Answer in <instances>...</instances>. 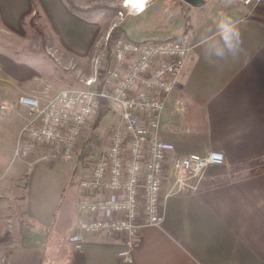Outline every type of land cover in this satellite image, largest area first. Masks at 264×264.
Instances as JSON below:
<instances>
[{
	"label": "crops",
	"instance_id": "0c3cea01",
	"mask_svg": "<svg viewBox=\"0 0 264 264\" xmlns=\"http://www.w3.org/2000/svg\"><path fill=\"white\" fill-rule=\"evenodd\" d=\"M42 1L62 42L85 52L95 39L109 33L111 21L118 18L111 13L122 0H74L84 8L105 7L91 12H71L64 0ZM159 2L149 0L144 11L127 15L120 30L146 41L148 34L132 22ZM165 6L173 23L156 40L191 31L194 53L166 95L155 135L182 155L221 151L224 163L211 165L194 190L169 193L173 179L166 176L161 198L164 222L143 227L133 262L126 263L117 255L120 237L86 233L81 250L69 241L79 219L76 159L54 164L40 159L37 150L14 161L10 153L1 155L0 175L24 176V214L45 233L41 244L12 249L6 264H264V169L251 171L264 167V0L254 7L237 0H205L196 6L169 0ZM29 7V0H0V13L12 27ZM222 17L238 24L241 44L234 56L212 66L202 54V43L214 35ZM0 80L13 84L7 75L0 74ZM19 95L2 111L7 115L2 116L3 127L15 126L17 136L26 117L17 116L19 108L26 110L17 103ZM105 118V129L100 124L90 141L96 153L107 146L108 131L118 120L109 113Z\"/></svg>",
	"mask_w": 264,
	"mask_h": 264
},
{
	"label": "built area",
	"instance_id": "2783aa9c",
	"mask_svg": "<svg viewBox=\"0 0 264 264\" xmlns=\"http://www.w3.org/2000/svg\"><path fill=\"white\" fill-rule=\"evenodd\" d=\"M148 1L122 0L119 21L112 29L127 15L144 11ZM237 1L254 7L263 0ZM109 39L110 32L106 45ZM111 44L110 64L106 66L104 52L94 56L93 75L85 80L84 89H66L47 99L27 93L19 97L30 116L19 131L14 156L24 159L40 149L39 157L49 162L72 160L89 121L101 104L106 105L118 120L110 128L107 146L77 181L79 219L69 240L81 250L86 233L120 237L117 255L132 263L143 227L164 222L161 198L166 176L173 179L169 193L194 190L206 170L224 163L225 157L218 150L182 155L155 135L166 95L193 57L191 31L146 41L118 31ZM8 105L0 104V110Z\"/></svg>",
	"mask_w": 264,
	"mask_h": 264
},
{
	"label": "rangeland",
	"instance_id": "374dc122",
	"mask_svg": "<svg viewBox=\"0 0 264 264\" xmlns=\"http://www.w3.org/2000/svg\"><path fill=\"white\" fill-rule=\"evenodd\" d=\"M64 1L71 12H91L92 10L105 8L99 5L84 8L76 5L74 0L71 4L67 0ZM168 1L162 0L138 20L132 22V26H135L139 32L148 34L147 40L159 39L157 34L172 25L173 14L166 11L165 6ZM116 6L115 13H111V16L117 15V11L121 9V1ZM22 15L18 25L12 27L5 23L0 13V56L28 65L32 72L28 70L25 73L29 76L21 79L4 70L3 63H1L0 74L10 77L13 84L9 85L0 80V104L14 102L19 94V97L27 93L47 99L66 89H84L86 87L85 80L93 75L94 56L104 52L107 60L106 66L110 64L112 60V41L109 39L106 45L105 37L107 33L101 35V38L98 37V40L95 39L85 52H76L65 45L58 36L42 0H32V6ZM118 21L119 19L115 18L111 21V26L113 27L114 23ZM116 28L121 31L119 26ZM8 65L14 70L10 64ZM104 109V116L108 113L113 114L109 108L105 107ZM18 112L19 115L17 116H26L25 122H27L30 116L29 112L20 108ZM2 116L6 117L7 115L0 110V134L4 132V135L0 136V156L10 153L14 161V159H18L14 156L18 136L14 133L15 126H11L8 130L3 127L6 126V122ZM104 116L99 120V107L85 128L79 152L72 159H76L75 178L80 177L88 169L91 160L97 154L93 152V142L90 141H93V132L100 124V129H105L107 118L103 120ZM102 120L103 122L100 123ZM109 132L110 130L108 131V142ZM98 142L101 144L103 137ZM262 168L263 166L260 165V167H254L251 171L262 170ZM15 176V174L0 175V264H6L9 252L15 247L41 244L45 237L44 229L36 228L24 214L21 200L24 176L21 178Z\"/></svg>",
	"mask_w": 264,
	"mask_h": 264
},
{
	"label": "clouds",
	"instance_id": "9594fccd",
	"mask_svg": "<svg viewBox=\"0 0 264 264\" xmlns=\"http://www.w3.org/2000/svg\"><path fill=\"white\" fill-rule=\"evenodd\" d=\"M241 44V34L238 24L229 17L218 20L214 35L202 43V54L212 66L234 56Z\"/></svg>",
	"mask_w": 264,
	"mask_h": 264
},
{
	"label": "trees",
	"instance_id": "16d2710c",
	"mask_svg": "<svg viewBox=\"0 0 264 264\" xmlns=\"http://www.w3.org/2000/svg\"><path fill=\"white\" fill-rule=\"evenodd\" d=\"M67 1L70 4L72 3V0H67ZM29 2H30V6H32V0H29ZM21 16H23V15H21ZM20 19H21V17H20ZM117 31H118V28H116V27L111 30V32H110V40L111 41L113 40L114 35L116 34ZM111 48H112V44H111ZM1 63H3L2 66H3L4 70H7V72L10 73L11 75H14V76L21 78V79L27 78L29 76V74L25 73V72H28V70H30L32 72V69L28 65L17 63V62H15L12 59L7 58V57L0 56V64ZM8 64H10L14 68V70L11 69ZM105 107L108 108L104 104L100 105L99 120L105 115V109H104ZM263 169H264V167L262 168V170ZM258 171H261V170H258ZM78 256L79 255L77 254V258H78ZM82 262H83V259H77V263H82Z\"/></svg>",
	"mask_w": 264,
	"mask_h": 264
},
{
	"label": "water",
	"instance_id": "95a60500",
	"mask_svg": "<svg viewBox=\"0 0 264 264\" xmlns=\"http://www.w3.org/2000/svg\"><path fill=\"white\" fill-rule=\"evenodd\" d=\"M183 1H185L189 5L196 6V5L203 3L205 0H183Z\"/></svg>",
	"mask_w": 264,
	"mask_h": 264
},
{
	"label": "bare ground",
	"instance_id": "6f19581e",
	"mask_svg": "<svg viewBox=\"0 0 264 264\" xmlns=\"http://www.w3.org/2000/svg\"><path fill=\"white\" fill-rule=\"evenodd\" d=\"M128 1H130V2H135V1H139V0H128Z\"/></svg>",
	"mask_w": 264,
	"mask_h": 264
}]
</instances>
